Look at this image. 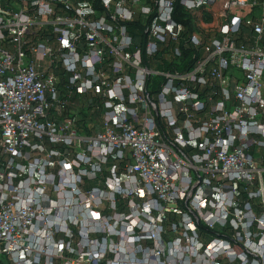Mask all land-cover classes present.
<instances>
[{"label":"built area","instance_id":"built-area-1","mask_svg":"<svg viewBox=\"0 0 264 264\" xmlns=\"http://www.w3.org/2000/svg\"><path fill=\"white\" fill-rule=\"evenodd\" d=\"M176 1L0 0L3 264H264V0Z\"/></svg>","mask_w":264,"mask_h":264},{"label":"trees","instance_id":"trees-1","mask_svg":"<svg viewBox=\"0 0 264 264\" xmlns=\"http://www.w3.org/2000/svg\"><path fill=\"white\" fill-rule=\"evenodd\" d=\"M86 1H91L92 2V5H93V8L100 14L101 17L105 18L107 22H110L109 18H110V13L109 12H106L104 11V9L102 8V5L100 3V0H86ZM114 1H117V0H114ZM174 19L179 22L180 24L184 25L188 31H192V24H191V19H190V16L188 14H186L182 7L180 6L179 4V0L176 1L175 3V7H174V15H173ZM123 26L125 27L127 33L133 38V40L135 41L136 43V46L140 49L141 51V54L143 55L144 57V43H145V37H146V33H145V27L142 26L141 24V21L136 19L132 22H127V23H124ZM184 55L185 57H187L189 55L188 52H184ZM185 68L181 67V68H174V67H171V66H168L167 65V70L169 71H182L184 70ZM79 115H81V121L83 123V125H85V121L86 123L87 122H91V118H92V114L90 113L89 110H81L79 113ZM84 129L86 131H89L88 130V127L87 126H84ZM105 176V175H104ZM103 179L101 178V181ZM97 186V182L95 181H89L88 184L86 185L85 189H89V188H93ZM115 201H116V206L117 207H121L122 204L124 203V201L116 196L115 197ZM172 219H170L171 221ZM0 264H3L2 261H0Z\"/></svg>","mask_w":264,"mask_h":264},{"label":"rangeland","instance_id":"rangeland-1","mask_svg":"<svg viewBox=\"0 0 264 264\" xmlns=\"http://www.w3.org/2000/svg\"><path fill=\"white\" fill-rule=\"evenodd\" d=\"M0 261L4 262V258L3 257H0Z\"/></svg>","mask_w":264,"mask_h":264}]
</instances>
